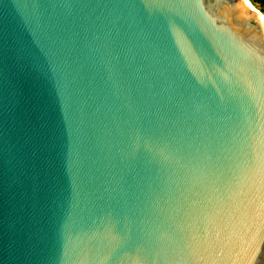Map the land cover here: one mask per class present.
<instances>
[{"label":"water","instance_id":"1","mask_svg":"<svg viewBox=\"0 0 264 264\" xmlns=\"http://www.w3.org/2000/svg\"><path fill=\"white\" fill-rule=\"evenodd\" d=\"M257 12L0 0V264H264Z\"/></svg>","mask_w":264,"mask_h":264},{"label":"bare ground","instance_id":"2","mask_svg":"<svg viewBox=\"0 0 264 264\" xmlns=\"http://www.w3.org/2000/svg\"><path fill=\"white\" fill-rule=\"evenodd\" d=\"M246 7L253 8L251 0H241ZM256 18L259 20L261 26L264 28V15L261 12L256 13Z\"/></svg>","mask_w":264,"mask_h":264},{"label":"trees","instance_id":"3","mask_svg":"<svg viewBox=\"0 0 264 264\" xmlns=\"http://www.w3.org/2000/svg\"><path fill=\"white\" fill-rule=\"evenodd\" d=\"M253 1H254V3L261 6L262 12L264 13V0H253Z\"/></svg>","mask_w":264,"mask_h":264},{"label":"rangeland","instance_id":"4","mask_svg":"<svg viewBox=\"0 0 264 264\" xmlns=\"http://www.w3.org/2000/svg\"><path fill=\"white\" fill-rule=\"evenodd\" d=\"M251 2L253 4V7L264 15V13L262 12L261 6H259L258 4L254 3L253 0H251Z\"/></svg>","mask_w":264,"mask_h":264}]
</instances>
